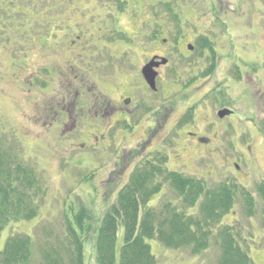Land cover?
I'll return each instance as SVG.
<instances>
[{
  "label": "rangeland",
  "instance_id": "obj_1",
  "mask_svg": "<svg viewBox=\"0 0 264 264\" xmlns=\"http://www.w3.org/2000/svg\"><path fill=\"white\" fill-rule=\"evenodd\" d=\"M10 1L0 0V5L17 17L18 39L11 44L0 41V129L18 141L24 161L42 177L46 194L39 201L36 218L12 222L3 230L0 255L9 236L28 234L34 240L33 264H42L45 250H58L67 240L69 243L68 222L74 221V216L85 208L92 225L85 239V264H96L94 230L117 203L119 191L131 178L125 151L129 142L132 145L136 140L125 139L117 147L113 139L99 140L104 134L103 128L91 127L94 112L89 104L97 101L99 91L104 89L111 96H118L111 88H104L98 79L110 73L108 66L102 65L105 58H92L94 65L89 66L90 74L84 72L85 82L95 87L96 95L83 91L86 98L77 100L78 108L85 110L84 114L75 110V129H70L68 109L63 112V92L67 88L68 63L73 59V65L83 67L79 48L84 42L96 44L93 35H100L97 22L102 5L110 1L14 0L8 4ZM154 4V11L179 14L183 32L192 30L193 21L201 25V32L205 31L198 20L205 13L211 16L215 13L218 21L214 26L216 34L210 33L217 43L215 52L208 58L197 55L199 64L181 67L177 83L169 84L170 111L173 106L179 112L193 106L208 90L199 77L215 58L211 85L216 87L209 96L210 104L194 105L195 122L183 128L175 126L174 130L170 126L165 141L169 154L167 167L170 171L202 178L211 187L222 182L238 184L252 193L257 212L248 217L243 199L238 195L237 204L222 224L214 227L210 247L198 255H193L188 248L167 249L157 239H148L147 243L157 264H219L220 251L215 237L219 229L231 226L239 244L251 256L252 264H264V201L255 190V185L264 180V0H161ZM240 13L244 18H237ZM220 18L227 26L221 24ZM184 19L191 22L183 25ZM126 23L131 26L129 15ZM104 41L102 38L101 44ZM81 72L82 69L78 70ZM73 81L74 89L81 88L80 79ZM222 108L234 110L238 119L227 118L223 126L218 116ZM177 116H172L170 123ZM209 121L213 123L206 126ZM188 132L207 137L208 144L196 143ZM166 202L178 208L181 205L169 184L148 206L159 209ZM198 208L199 203L185 211L196 215ZM122 244L123 228L120 227L117 255Z\"/></svg>",
  "mask_w": 264,
  "mask_h": 264
},
{
  "label": "trees",
  "instance_id": "obj_2",
  "mask_svg": "<svg viewBox=\"0 0 264 264\" xmlns=\"http://www.w3.org/2000/svg\"><path fill=\"white\" fill-rule=\"evenodd\" d=\"M11 2L14 0L8 4ZM0 12H3L0 14V41L11 44L18 39V19L3 5ZM19 145L15 138L0 129V238L10 223L36 218L39 201L46 194L42 177L24 161ZM154 157L152 163L139 168L122 187L117 203L97 224L94 230L96 264H157L148 239H157L167 249L188 248L193 255H198L210 247L214 227L222 224L237 204L238 195L243 199L248 217L257 212L256 201L248 189L230 182L208 186L202 178L170 171L169 156L156 153ZM166 184L180 198V208L172 202L163 203L159 209L149 207L155 196L163 194ZM255 190L264 201V180L255 185ZM198 203V213L188 215L185 210ZM86 211L82 208L74 221L68 222L69 243L67 240L58 250H45L42 264H85V239L92 231L91 218ZM120 227L123 228V244L117 255ZM215 240L220 251L219 264H252L233 227L219 229ZM34 247L32 236L13 234L1 252L0 264H33Z\"/></svg>",
  "mask_w": 264,
  "mask_h": 264
},
{
  "label": "flooded vegetation",
  "instance_id": "obj_3",
  "mask_svg": "<svg viewBox=\"0 0 264 264\" xmlns=\"http://www.w3.org/2000/svg\"><path fill=\"white\" fill-rule=\"evenodd\" d=\"M109 1V4L102 5L97 22L100 23L98 28L100 35H93L96 44L84 42L79 48L82 50L80 56H82L83 67L79 64L73 65L71 63L73 59L68 63V80L65 82L67 88L63 92L65 93L63 112L68 109V121L72 123L70 129H75L77 126V120L73 118L75 110H79L80 114H84L85 110L83 107L78 108L77 100L86 98L87 95L83 91H91L96 95L95 87L89 86L85 82L84 72L90 74L89 66L93 67L94 65L92 58L98 56L105 58L106 61H103L102 65L106 64L110 73L108 76L98 77V79L104 88H111V92H117L118 96H111L104 89L99 91L100 94L96 96L97 101L89 104L90 110L94 112L91 127L103 128L104 134L100 136L99 140L113 139L117 147H120V143H124L125 139L133 137L132 139L136 140L134 144L130 145L129 139V147L126 145L128 151H125V157H128L129 160V175L132 177L143 165L152 163L156 153L169 156L165 141L170 126L171 130H174L175 126L183 128L186 124L195 122L194 105L198 106L204 103L209 106V96L214 93L216 87L215 84L211 85L215 58H212L213 63L199 77L206 84L208 90L203 92L193 106L187 107L182 112L173 106L170 111L167 90L169 84L177 83L176 80L181 75V67L197 66L199 64L196 61L198 57L206 56L208 58L215 52L217 43L211 39L210 33L216 34L214 26L218 21L215 13L212 16L205 13L202 14L203 16H198L205 31L201 32V25L193 21L192 30L183 32L181 29L182 17L179 14L167 10L155 9L154 11V2L161 0ZM234 13L238 15L239 12ZM127 15L131 17V26L126 23ZM237 18L244 17L240 13ZM190 22L184 19L183 25ZM220 22L227 26L223 18H220ZM195 26L199 29L196 30ZM102 38L105 40L102 42L103 44H101ZM127 40L128 42H126ZM72 42L74 43V40ZM104 50L106 53H103ZM95 51H97V55L94 53ZM197 55L198 57H196ZM75 62L77 63V61ZM81 69L83 72L79 74L78 70ZM41 77L38 76V79L44 82ZM72 77L80 79L81 88L75 86L76 89H74L73 84L76 85V83L73 79L71 81ZM224 109L230 110L232 113L223 118L219 117L223 126L227 118L234 116L237 118L234 110ZM175 114H178L177 118L170 123V119ZM212 123L213 121H209L206 126ZM164 132L166 136L162 135ZM195 134L187 133L190 139L196 143L208 144L207 137ZM118 140H120L119 145ZM251 156L255 160L252 152ZM255 162L257 161L255 160ZM180 164H184L183 160Z\"/></svg>",
  "mask_w": 264,
  "mask_h": 264
},
{
  "label": "water",
  "instance_id": "obj_4",
  "mask_svg": "<svg viewBox=\"0 0 264 264\" xmlns=\"http://www.w3.org/2000/svg\"><path fill=\"white\" fill-rule=\"evenodd\" d=\"M147 79L149 80L148 76H147ZM231 113H232V112H231L230 110L224 109V110H221V111L218 112V116H219L220 118H223V117H225V116L230 115Z\"/></svg>",
  "mask_w": 264,
  "mask_h": 264
}]
</instances>
